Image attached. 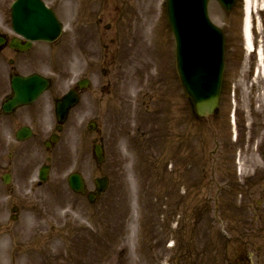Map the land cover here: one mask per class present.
Returning <instances> with one entry per match:
<instances>
[{"label":"rangeland","instance_id":"374dc122","mask_svg":"<svg viewBox=\"0 0 264 264\" xmlns=\"http://www.w3.org/2000/svg\"><path fill=\"white\" fill-rule=\"evenodd\" d=\"M12 1L0 0L2 17ZM50 1L65 11L66 21H73L76 30L80 29L82 19L77 18L75 0L72 16L67 8L71 0ZM124 1L127 14L133 15L130 20L129 13L122 16L116 28H102L101 33L106 36L102 40L93 33L91 40L87 37L83 44L77 41V60H68L67 52L63 58L43 60L39 66L32 63L25 68L53 76L52 92L55 96L60 94L59 98L76 78L87 76L91 86L72 110L62 139L52 151L48 181L39 187L29 181V171L38 164L33 161L30 167L28 160L25 170L12 179V187H4L0 180V264H182L185 258L188 264H246L251 259V246L264 253V213L259 210L264 190L254 198L251 195L252 190L258 192V188L251 187L252 180H259L264 174V68L245 48L243 11L239 7L236 15H226L218 8L212 13L226 35V80L216 118L202 121L194 116L183 96L174 53L172 61V38V42L159 41L162 29L169 28L165 0H133L129 6ZM262 1L255 3L263 8ZM102 4L109 5L105 0ZM113 10L114 6L106 11L110 13L105 15V22L113 20ZM254 16L258 24L263 21L254 35L258 43L264 44V12H255ZM127 21L128 34L141 51L138 57L149 58V65H140L137 71L120 64L119 58L103 60L116 50L109 38ZM68 31L54 51L59 47L65 50ZM89 45L93 49H88ZM159 53L168 54V61L160 60ZM157 62L158 67L167 63L171 73L174 67L173 76L167 78L168 86L174 87L171 110L172 100L168 104L153 102L143 86L148 75L143 79V68L153 74ZM232 82L236 85L230 87ZM103 83L109 86L105 90H101ZM233 90L237 95L234 104ZM42 101L44 113L53 108L50 95ZM233 108L238 137L230 122ZM93 121L101 128L99 133L90 131ZM46 124L48 130L55 126L53 119H46ZM96 136L105 146V162L101 165L94 156ZM240 165L244 166L242 175L235 171ZM72 173L83 176L88 192L95 190V180L100 177L110 179L109 188L93 205L87 196L69 188L68 177ZM225 182L231 187L233 183L237 185V199L228 206L233 204L232 212L243 214L242 222L250 230L243 232L245 238L237 229L240 237H235L236 233L232 238L226 237L223 223L228 220L221 214L220 218L211 216V211L207 216L196 214L195 185L203 186L202 196L213 193L219 197ZM13 204L20 207L16 221L10 219ZM242 205L245 209L240 210ZM252 217L255 221L251 232Z\"/></svg>","mask_w":264,"mask_h":264},{"label":"flooded vegetation","instance_id":"af4514ba","mask_svg":"<svg viewBox=\"0 0 264 264\" xmlns=\"http://www.w3.org/2000/svg\"><path fill=\"white\" fill-rule=\"evenodd\" d=\"M83 1L88 4V6H86L87 8L84 10V16L89 11V5L92 10L87 18V22L85 21L87 23L85 24V27H88L90 24L91 27L97 29L95 36L99 37L101 40L103 39L102 37H106L101 33L102 28L105 30H112L116 28V23L122 20L123 15L124 17L129 15L126 11L127 7L126 9L121 7L123 0H105V2L109 4L108 6L102 4L103 0ZM131 1L133 2V0H125L124 2L128 5ZM112 6H114V10L111 11L113 13V20L111 22H105V15L108 17L110 13L106 11L111 10ZM119 17L120 19H118ZM130 17L131 13L129 15V18ZM120 28L122 29L116 30L112 34V37L109 38L110 42L115 45L113 49L116 50L112 54L108 56L106 55L103 60L110 58L113 60L116 58H125L126 60L133 57V55L131 57L129 56L133 52H122L128 50V48H126L127 40L132 39L131 36L129 38L127 37L130 29L129 21L124 25L121 23ZM3 30L0 29V37L5 40V45L0 49V170H2L3 176H11L12 183V179L15 178L14 176L25 170L27 160L29 163L28 166L31 167L34 165L33 161L37 162L38 160L39 162L44 154L46 158L42 165H48L50 163L54 145L50 144L49 150L44 151V153H42V145L45 142H49L51 136L50 130L47 129L46 119L52 120L54 116L53 108L44 113V108L41 107V104L43 103L41 98L31 104L17 106L12 111H6L4 109L5 103L14 97V91L11 86L12 77L15 75H24L22 73V67L34 60L32 56H39L41 53L39 51L36 52V49L34 48L35 44L28 50V52H21L18 49H14L11 44L16 37L11 33L9 27H5ZM21 42L22 44H25L23 40H21ZM118 44L121 45L119 46ZM33 50L35 51L34 53H32ZM106 86L108 85L103 83L101 90H105ZM76 91L78 95L81 96L80 90L77 89ZM157 94V96L151 95L153 101L155 99L164 100L165 98L167 100L165 94ZM50 98L51 103L54 106L57 96L51 94ZM26 126L30 128L29 137L25 140H20L19 137L22 136L20 130L24 129ZM31 158H33V160H31ZM31 173L32 171H29L28 176H30ZM3 176H1L2 181ZM5 187L12 186L9 184ZM198 198V203L204 199L201 196ZM213 201H216L215 197ZM238 264L243 263L239 262Z\"/></svg>","mask_w":264,"mask_h":264},{"label":"water","instance_id":"95a60500","mask_svg":"<svg viewBox=\"0 0 264 264\" xmlns=\"http://www.w3.org/2000/svg\"><path fill=\"white\" fill-rule=\"evenodd\" d=\"M193 1L196 4H202L207 0ZM186 2H188L187 6H184L183 4L181 5L183 7L179 6L178 8V19L172 16L171 12L170 21L176 22L175 33L178 42V64L180 66L179 70L182 76L183 83L186 87L188 95L191 96L196 106L198 114L200 116H206L213 113V111L218 105V99L220 96L222 84L223 65H220L217 70L212 68L214 64L219 63V57L216 54L212 55L211 58L208 60L213 64V66L211 64L207 68L202 65V60L204 56L207 55L206 53L211 52L210 48L215 43L214 37L216 38V34H214L215 32H212L210 30L199 33L200 29L204 28V20H206L204 9H201V11L198 9L194 10V4L189 1ZM174 4L175 2L171 0V9L172 5L174 6ZM230 5L231 2L228 7H230ZM194 17L197 18L199 21H195ZM51 19L52 17L43 9L41 11V21L42 25L46 26L44 29H47V27H51L45 23V21L47 20L52 23ZM181 19H183L182 23H184L183 29H181L179 26V20ZM194 43L196 44L192 47ZM206 45L208 48H205ZM205 49H207L208 51ZM28 84V81L25 82V85ZM33 84H35V82H33ZM68 99L69 97H66L63 102V105L60 106V112L62 113V115L66 112L67 108L71 107V105L68 104ZM70 103H72V101H70ZM104 181L106 183V180ZM70 182L74 189H83V182L80 176H72ZM99 182L100 181H98V183ZM104 187L105 185L102 186L100 190L104 189Z\"/></svg>","mask_w":264,"mask_h":264},{"label":"bare ground","instance_id":"6f19581e","mask_svg":"<svg viewBox=\"0 0 264 264\" xmlns=\"http://www.w3.org/2000/svg\"><path fill=\"white\" fill-rule=\"evenodd\" d=\"M232 0H227V1H222L221 2V6H222V8H224V9H226L228 6H229V4H230V2H231ZM258 0H247V2H245V7H244V13H245V20H244V27H243V38H244V41H245V45H246V49H247V51L248 52H250V54L252 53L251 52V48L253 47H255V43H256V40L254 39V30L255 29H257V28H262V26H263V21H260V23L258 24L256 21H255V16H254V14H255V12L256 13H260L261 11L262 12H264V7L263 8H261L260 7V5L259 4H257V3H255V2H257ZM229 2V3H228ZM262 2H264V0L262 1ZM254 8H255V10H254ZM233 13H236V10L234 9L233 10V12H232V15H233ZM262 32H264V29H262ZM205 50H207V49H205ZM208 51V50H207ZM207 55L208 54H210V53H206ZM211 55V54H210ZM253 55V54H252ZM209 56V55H208ZM262 56H263V58H264V54H262ZM138 59H140L138 56H134V57H131L130 59H126L127 60V62L132 66V68L133 69H135L136 71H137V67L138 66H140V65H143L144 64V62H140V61H138ZM145 65V64H144ZM262 65H263V63H262ZM264 66V65H263ZM143 70L146 72V73H148V74H150L149 72H147V70H148V68H146L145 69V67L143 68ZM166 68L164 69V67L162 68V74L160 75V74H158V73H153L152 74V78L153 79H156V78H158V80L160 81L161 79H162V76H164V75H166ZM261 74V73H260ZM144 76H145V73H143V79H144ZM141 80V79H140ZM166 81L169 83V80L168 79H166ZM264 82V81H263ZM233 83V82H232ZM233 85H236L235 83H233ZM171 87V88H170ZM134 88H137V87H134ZM172 89H174V87L173 86H169L168 87V91H169V93H173V90ZM233 93H235L234 92V90H233ZM135 95H132V97H134ZM237 101V95H235V97H234V103H237L236 102ZM160 108V107H159ZM161 109V108H160ZM264 158V157H263ZM262 158V159H263ZM244 167V166H243ZM243 167H240L239 166V169H240V173L239 174H241L242 175V172L241 171H243L244 170V168ZM238 170V169H237ZM258 181V182H257ZM262 181V180H261ZM261 181H259V180H252V183H251V186H255V184H258V183H260ZM261 187H263V185H260ZM239 192V191H238ZM238 192H232L231 193V196H232V198H236V194H238ZM240 209L241 210H243V209H245V206L244 205H242L241 207H240ZM238 212H239V210H238ZM240 217H243V216H238V217H230L229 218V222H227V223H224V225L225 226H228V227H232V228H237V229H239V221L241 220V218ZM255 218H257V217H255ZM252 219L255 221V219H254V217H252ZM235 221V222H234ZM242 251V250H241Z\"/></svg>","mask_w":264,"mask_h":264}]
</instances>
